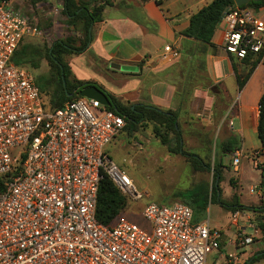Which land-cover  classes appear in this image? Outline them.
I'll return each instance as SVG.
<instances>
[{"label":"built area","instance_id":"built-area-1","mask_svg":"<svg viewBox=\"0 0 264 264\" xmlns=\"http://www.w3.org/2000/svg\"><path fill=\"white\" fill-rule=\"evenodd\" d=\"M221 21L224 50L264 65V18L235 3ZM43 34L33 15L0 0V175L9 174L0 192V264H246L239 248L263 233L246 209L232 211V232L209 218L195 222L182 200L146 202L149 229L125 217L110 226L98 220L102 172L128 197H142L107 149L125 120L86 96L57 108L45 104L33 71L14 61L24 37ZM243 158L260 171L264 188V149H235L234 172Z\"/></svg>","mask_w":264,"mask_h":264},{"label":"crops","instance_id":"crops-1","mask_svg":"<svg viewBox=\"0 0 264 264\" xmlns=\"http://www.w3.org/2000/svg\"><path fill=\"white\" fill-rule=\"evenodd\" d=\"M91 1L99 4L107 0ZM209 1L108 0L102 19L91 27L93 39L87 49L80 54H71L69 64L77 78L102 84L124 102L147 103L162 110L174 109L179 112L180 121L186 116L188 123L203 125L201 129L190 127L187 130L204 138L205 142L194 151L200 156L215 153L209 144L212 137L206 138V135L211 133L210 127L219 125L218 161H222L226 170L223 156L227 153L222 152V144L232 141L234 149L247 151L261 148V142H253L259 118L258 109L255 112L253 109L258 107L264 92V66L257 65L239 89L237 74L242 72L244 64L222 46L223 21L217 26L209 45L182 33L189 26L191 16ZM167 45L171 50L165 49ZM187 59L193 60V73L200 81L194 88L192 100L183 103L176 93L178 83L182 85L187 75L188 68L183 62ZM112 64L130 66V69ZM211 87L217 88L214 94L209 92ZM236 90L239 92L237 102L217 111L215 94H223L230 101ZM234 107H237L236 112ZM236 118L240 119L239 126H236ZM251 213L255 216L254 211ZM227 229L233 231L230 226Z\"/></svg>","mask_w":264,"mask_h":264},{"label":"trees","instance_id":"trees-1","mask_svg":"<svg viewBox=\"0 0 264 264\" xmlns=\"http://www.w3.org/2000/svg\"><path fill=\"white\" fill-rule=\"evenodd\" d=\"M33 3H38L41 0H31ZM109 3L108 0L103 3L92 4L91 0H63V11L66 15V30H77L81 33V38L67 35L63 38H57L51 44L25 42L24 39L32 38L26 36L22 39L17 51L14 55V61L17 64L25 65L30 69H38L44 60L47 61L49 71L40 73L36 76L37 84L40 87L42 97L45 104L51 108L62 106L66 101L80 97L79 91L90 85L96 84L101 89L105 90L111 100V104L106 106L108 109L114 110L124 117L125 126L129 131L136 130L141 122L152 120L167 127L171 131L161 132V128L156 127L155 133L161 139V142L168 146L170 151L182 153L188 156L196 167H210L202 156L195 152H188L184 149L182 143V130L179 122V112L174 109L162 110L156 106H152L142 102H124L115 94L107 90L102 84L94 80H83L77 78L67 59L68 55L80 54L87 49L89 42L93 39L91 27L94 22L102 19V12L105 5ZM235 0H210L206 5L195 12L191 18L189 26L182 32L186 36L194 37L201 44H212V38L215 30L221 22L222 16L226 8L234 5ZM247 5H254L257 7L264 6V0L251 1ZM245 4V5H246ZM71 31V30H70ZM186 62L188 71L182 82L178 83L176 96H178L183 103L192 100L194 88L198 86L200 79L195 77L193 73V60H183ZM244 65H249L250 69L246 73H238L237 80L239 89H242L252 71L256 68L257 62L250 58L242 59ZM70 93H73L69 96ZM259 118L257 124L258 138L261 142V148L264 149V92L262 93L259 102ZM169 132L174 134L169 136ZM212 144V141L209 142ZM217 141L215 142L214 153V179L210 185L208 182L201 181L193 187L178 192L180 200L188 203L194 210V221L200 222L203 220V213L206 211L209 201L218 202L224 207L235 209L244 208L238 200L227 202L222 198V190L220 182L222 181V161L217 160ZM235 143L229 141L222 144L223 153H232L235 149ZM237 149V148H236ZM9 175V174H8ZM8 175H0V192H2L9 180ZM217 176L219 179L217 181ZM264 176V171L262 172ZM190 199L185 201L184 198ZM194 203V204H193ZM128 205V196L124 194L115 184L112 178L105 172H102L100 186L97 199L96 215L99 221L106 225H112L113 222L122 214ZM264 212V204L257 206ZM260 216L261 213L256 210H251ZM255 221L261 227L264 234V221ZM261 255H255L252 260H247L246 264H251L256 259L262 258Z\"/></svg>","mask_w":264,"mask_h":264},{"label":"rangeland","instance_id":"rangeland-1","mask_svg":"<svg viewBox=\"0 0 264 264\" xmlns=\"http://www.w3.org/2000/svg\"><path fill=\"white\" fill-rule=\"evenodd\" d=\"M16 7H19L24 12L33 15L44 34L41 37L32 36V38L24 39L25 42H36L51 44L57 38H63L67 35L76 36L81 38V33L77 30H66L68 26L65 21L66 15L63 11V0H41L38 3H33L31 0H13ZM245 5V4H244ZM251 7L264 18V7L245 5ZM70 55L67 56L69 60ZM90 58H92L90 56ZM264 66V65H261ZM250 69L249 65H243L242 73H246ZM35 77L40 73L49 71V66L44 60L38 69H31ZM217 88L211 87L210 94H214ZM214 107L217 111L219 108H229L230 105L235 104L239 98L238 90L232 94L230 101L226 100L223 94L216 96ZM123 101V100H122ZM257 101H255V104ZM237 107H234L236 112ZM257 107L253 109L255 112ZM186 111V110H185ZM186 117V116H185ZM181 117L180 128L182 130V143L183 147L188 152L198 151L195 147L200 146L204 141L201 136H195L187 132L192 128H204L203 125L197 123H188ZM236 126L240 125V119L236 118ZM188 121V122H187ZM161 128V132L171 131L164 125L152 120L141 122L140 126L133 131H129L126 127L116 137L114 143H110L108 151L112 160L124 170L129 177L133 180L137 189L142 193L140 199H133L128 197V205L122 214L118 217H125L130 219L140 226L150 228L149 222L144 218L142 210L146 202L158 201L170 203L175 200H180L178 192L189 189L201 181L210 184L214 179V152L209 155L202 156L204 160L210 164V167L203 168L196 167L188 156L182 153L170 151L168 146L161 142V139L156 135L155 128ZM211 133H207V137H212V149H215L216 138L219 136V125H213ZM253 139L254 144L259 143L258 133ZM169 136L173 137L174 134L169 132ZM115 140V139H114ZM207 140V139H206ZM216 140V141H215ZM218 143V142H217ZM219 145L217 146L218 149ZM196 153V152H195ZM218 160V152L216 153ZM233 154L227 153L223 156V162L226 165V170L222 167V181L219 183L222 190V198L227 202L238 200L243 204L244 208H250L261 213L255 218L258 222L264 221V212L257 208V206L264 204V188H261L262 181L260 171L253 167V164L246 158L242 159L241 171L236 173L233 171L232 166ZM256 186L255 190L251 188ZM189 201L188 196L184 198ZM194 204V203H193ZM230 211L232 208L224 207L218 202L209 201L206 211L203 213V220L210 219L212 226L227 229L231 225L232 218ZM117 218V219H118ZM241 223L246 224L244 219ZM232 230L228 229V232ZM247 232H251V228L247 227ZM243 252V256L247 260H252L255 255L264 253V234L258 238L254 243L239 248ZM215 251L209 252L207 261L210 263L215 260ZM251 264H264V256L256 259Z\"/></svg>","mask_w":264,"mask_h":264},{"label":"water","instance_id":"water-1","mask_svg":"<svg viewBox=\"0 0 264 264\" xmlns=\"http://www.w3.org/2000/svg\"><path fill=\"white\" fill-rule=\"evenodd\" d=\"M251 1H259V0H235V3L237 5H244L246 3H249ZM112 66H115L114 64H112ZM117 68H122V69H130V66H115ZM73 93H70L69 96H71ZM79 94L81 96H86L89 98H94L99 100L101 103H103L104 105H110L111 104V100L109 98V96L107 95L106 91L101 89L99 86H97L96 84H90L84 88H82L79 91ZM219 179V176H217V181Z\"/></svg>","mask_w":264,"mask_h":264}]
</instances>
